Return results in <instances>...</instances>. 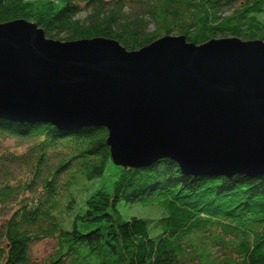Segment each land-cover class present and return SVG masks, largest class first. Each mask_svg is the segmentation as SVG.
<instances>
[{
  "label": "trees",
  "instance_id": "obj_1",
  "mask_svg": "<svg viewBox=\"0 0 264 264\" xmlns=\"http://www.w3.org/2000/svg\"><path fill=\"white\" fill-rule=\"evenodd\" d=\"M42 2L0 0V23L28 19L49 38L102 37L127 50L165 35L264 41V0ZM107 136L105 127L0 117V139L25 145L0 152V264H264V175H187L168 158L120 166L112 191L96 189L76 211L75 187L112 161ZM136 201L162 208L157 235L149 220L119 213ZM38 243L48 244L42 256Z\"/></svg>",
  "mask_w": 264,
  "mask_h": 264
},
{
  "label": "water",
  "instance_id": "obj_2",
  "mask_svg": "<svg viewBox=\"0 0 264 264\" xmlns=\"http://www.w3.org/2000/svg\"><path fill=\"white\" fill-rule=\"evenodd\" d=\"M0 117L105 127L112 162L168 158L195 176L264 175V41L162 36L136 50L0 23Z\"/></svg>",
  "mask_w": 264,
  "mask_h": 264
},
{
  "label": "rangeland",
  "instance_id": "obj_3",
  "mask_svg": "<svg viewBox=\"0 0 264 264\" xmlns=\"http://www.w3.org/2000/svg\"><path fill=\"white\" fill-rule=\"evenodd\" d=\"M43 0H29L32 3V10L35 8L41 7ZM83 15V13L81 14ZM258 18L261 21H264V15H259ZM17 20V19H14ZM27 22H32L28 19H23ZM11 21V20H10ZM25 145L19 146L18 142L11 138H2L0 139V152L5 151H22L24 150ZM121 172V167L115 165L112 161L108 162L106 168L102 175L98 176L97 178L93 179L92 181H81V183L75 187L76 195V211L83 207L84 200L87 198L89 194L95 191L98 188H103L104 190L111 192L113 189V184L115 180L118 178ZM83 186V187H81ZM118 210L121 216L124 219H129L131 217H139L144 218L150 221V234L157 235L160 231L158 227L155 226L156 220H158L161 216L164 215V212L161 207L154 205V204H145L140 201H136L134 203H125L120 202L118 205ZM75 212V211H74ZM77 213V212H76ZM73 214V213H72ZM72 214L66 220V226H70ZM48 244L45 243H38L36 244L35 250L39 256H42L46 251Z\"/></svg>",
  "mask_w": 264,
  "mask_h": 264
}]
</instances>
